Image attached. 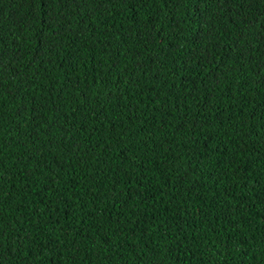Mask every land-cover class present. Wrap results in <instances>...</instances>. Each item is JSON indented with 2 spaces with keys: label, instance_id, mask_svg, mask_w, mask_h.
Here are the masks:
<instances>
[{
  "label": "trees",
  "instance_id": "1",
  "mask_svg": "<svg viewBox=\"0 0 264 264\" xmlns=\"http://www.w3.org/2000/svg\"><path fill=\"white\" fill-rule=\"evenodd\" d=\"M0 264H264V0H0Z\"/></svg>",
  "mask_w": 264,
  "mask_h": 264
}]
</instances>
